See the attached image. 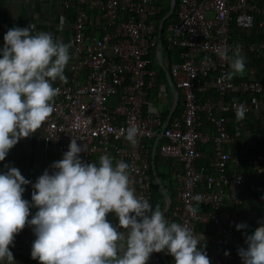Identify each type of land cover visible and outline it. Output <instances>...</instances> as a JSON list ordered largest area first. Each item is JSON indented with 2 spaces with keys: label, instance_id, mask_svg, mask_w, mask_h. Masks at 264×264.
Masks as SVG:
<instances>
[{
  "label": "built area",
  "instance_id": "built-area-1",
  "mask_svg": "<svg viewBox=\"0 0 264 264\" xmlns=\"http://www.w3.org/2000/svg\"><path fill=\"white\" fill-rule=\"evenodd\" d=\"M62 6L73 11L71 59L66 81L53 84L60 89L54 111L38 129L42 174L45 170L51 174V165L63 158L74 139L87 145V152L80 154L86 163H98L107 153L113 163L129 164L130 186L150 203L156 184L150 174L152 146L160 135L155 159L166 163L171 193L165 188L171 199L165 218L193 231L210 264H242L238 249L247 247L248 234L236 228L242 216L235 207L241 204L239 194L246 179L237 167L251 160L264 164V152L232 155L227 147L233 142L227 117L235 116L238 104L245 106V115L252 111L249 93L264 104V39L234 40L231 31H251L256 26L264 31V0H174L173 18L162 40L166 50L176 54L168 73L181 98V110L167 125L160 107L150 99L158 75L154 56L157 18L163 7L155 0H62ZM88 9L97 10L103 19L97 34L89 27ZM7 31L6 25L0 27V49ZM220 45L239 47L262 59V77L222 81L229 66L215 54ZM205 57L210 59L205 62ZM161 92L164 89L159 87ZM237 95L240 99L234 98ZM149 105L157 111L149 112ZM134 124L140 128L135 148L124 139L125 130ZM204 126L211 133L203 131ZM209 143L207 154L203 145ZM197 195L200 202L193 200ZM189 205L199 208L196 216L188 213ZM36 211L33 208L32 216ZM108 219L116 224L113 214ZM27 236L35 240L28 226L14 239ZM164 254L174 264L173 257ZM147 264L164 263L159 253H152Z\"/></svg>",
  "mask_w": 264,
  "mask_h": 264
},
{
  "label": "clouds",
  "instance_id": "clouds-1",
  "mask_svg": "<svg viewBox=\"0 0 264 264\" xmlns=\"http://www.w3.org/2000/svg\"><path fill=\"white\" fill-rule=\"evenodd\" d=\"M70 47L52 33L33 34L31 24L12 27L4 35L0 49V161L53 113L54 98L60 91L53 84L66 81ZM215 54L229 66L222 81L245 71L239 47L220 45ZM235 108L236 119L243 120L245 106ZM156 111L149 105V112ZM139 134L140 128L134 124L125 130L124 139L135 148ZM86 152V144L71 140L63 158L51 165V174L45 170L32 185L31 204L22 198L30 181L19 169L9 167L0 174V264H15L10 246L26 226L35 236L31 259L39 264H147L152 253L160 252L172 256L174 264H210L189 227L170 222L159 206L153 209L146 198L135 194L129 164L122 160L113 163L107 153L100 155L98 163H86L80 158ZM193 200L200 202L201 197ZM30 208L37 211L28 219ZM187 211L196 216L199 208L189 205ZM109 214L114 215L115 225ZM245 227L236 226L238 231ZM245 244L246 248L238 249L242 264H264V226L246 236Z\"/></svg>",
  "mask_w": 264,
  "mask_h": 264
},
{
  "label": "crops",
  "instance_id": "crops-1",
  "mask_svg": "<svg viewBox=\"0 0 264 264\" xmlns=\"http://www.w3.org/2000/svg\"><path fill=\"white\" fill-rule=\"evenodd\" d=\"M67 1L72 3L75 2V0ZM155 1H157L162 7L164 6L161 0ZM88 19L90 23L89 27L97 34L99 32V26L103 23L100 13L95 9H90ZM72 21L73 13L71 10L63 8L62 0H0V27L6 25L8 30L12 27L24 28L31 24L33 27V34L49 32L59 41L68 43L72 32ZM160 21L158 22V26ZM241 37L260 41L264 39V31L257 26L251 31L232 28L231 38L237 40ZM242 54L246 61L245 71L241 74L234 75L233 79L236 81L260 79L263 75V67H261L262 59L254 58L243 52ZM154 58L155 67L156 65L159 66L161 71L157 69L158 75L156 87L150 90V99L160 107L162 114H164L166 119L169 111L174 105V95L170 89L164 68L168 70L169 62L171 60H176V54L169 53L163 44L161 53H158L157 51ZM69 63L70 60L68 65ZM68 65L66 66L64 73L66 78L69 70ZM159 87L164 89V93H158ZM252 107V111L248 115H245L243 120H237L235 116L227 117V130L233 137V142L228 144L227 147L232 155L240 156L242 153L246 152H264V144L262 140L264 138V104L259 97H254ZM180 110L181 98L178 96L177 106L172 116L178 114ZM203 131L211 133V130H209L207 126H204ZM29 137L32 138L33 141L39 140L42 149V135L39 130ZM23 145V139H21L12 149L9 150L5 160L0 161V174L5 173L9 167L19 169L22 176L30 181L28 185L24 186L25 191L22 198L29 201L31 204L29 191L33 189L32 185L35 184L37 178L42 175L43 165L42 159L41 163L36 164L32 153L29 152V154L24 155L20 152ZM203 148L206 153L209 154L211 152V143L203 145ZM165 165V162L158 161L156 164V170L160 173H166ZM237 169L241 171L246 178V182L241 187L239 194L241 204L238 207H235V210H238L241 213V224L246 227L240 229L238 232H244L251 235L258 227L264 226V164L251 160L249 162H242ZM164 207L165 201L161 211ZM32 211L33 208H30L28 219L32 218ZM32 243L33 240L28 236L20 237L13 241V245L10 246V251L13 254L15 264H39L38 260L31 259L30 253Z\"/></svg>",
  "mask_w": 264,
  "mask_h": 264
},
{
  "label": "water",
  "instance_id": "water-1",
  "mask_svg": "<svg viewBox=\"0 0 264 264\" xmlns=\"http://www.w3.org/2000/svg\"><path fill=\"white\" fill-rule=\"evenodd\" d=\"M174 11V0H171V4H170V8L168 10V12L166 13V15L161 19L160 23H159V26H158V42H157V51L158 53H161V50H162V32H161V29H162V26L164 24V21L167 20L173 13ZM164 71L166 73V77H167V80H168V83H169V86H170V89L174 95V105L172 107V109L169 111L166 119H165V125L168 124L169 122V119L171 118L176 106H177V102H178V92L176 91L174 85L172 84V81H171V78H170V75L168 73V71L166 70V68H164ZM160 139V135H158L153 143V146H152V174H153V177L155 179V182L158 186V189L159 191L161 192L165 202H166V205L164 207V209L161 211L162 212V215H164L168 208H169V205L171 203V199H170V196L169 194L167 193L162 181L160 180V177L157 173V170H156V163H155V152H156V145H157V142L159 141ZM161 258H162V261L164 264H169L166 257H165V254L164 252H160L159 253Z\"/></svg>",
  "mask_w": 264,
  "mask_h": 264
},
{
  "label": "trees",
  "instance_id": "trees-1",
  "mask_svg": "<svg viewBox=\"0 0 264 264\" xmlns=\"http://www.w3.org/2000/svg\"><path fill=\"white\" fill-rule=\"evenodd\" d=\"M157 2V1H156ZM158 3V2H157ZM159 4V3H158ZM89 9L87 10V15H88V13H89ZM167 11H168V7H164L163 6V10H162V12L160 13V15L158 16V18H157V22H159L161 19H162V17L167 13ZM72 13H73V11H71ZM173 18V15L170 17V19H168V20H166L165 22H164V24H163V27H162V33H164V31H165V26L169 23V21L171 20ZM101 20H103L102 18H101ZM100 27V26H99ZM156 69H158V70H160L161 71V69H160V67L159 66H157L156 65ZM254 97H259V96H257L256 94H251V93H249V94H247L246 95V98H247V100L252 104L253 103V99H254ZM234 98H236V99H240V97L237 95V96H235ZM178 105H179V103H178ZM163 119H165V116H164V114H163ZM252 152V151H251ZM158 161H160L159 160V157H156V159H155V162H156V164L158 163ZM157 173H158V175H159V177H160V180L162 181V183H163V185H164V187L167 189V191L169 192V186H170V183H169V181H168V175L166 174V173H160L158 170H157ZM150 174H151V177H152V180L154 179V177H153V174H152V171H150ZM246 179V178H245ZM155 180V179H154ZM244 185V184H243ZM242 185V186H243ZM170 193V192H169ZM171 194V193H170ZM150 204L152 205V207H153V209H155L156 208V206H159L160 207V210L162 209V207H163V205H164V200H163V196H162V194H161V192L159 191V189H158V186H157V184H153V186H152V199H151V201H150ZM16 239V238H15ZM14 239V240H15Z\"/></svg>",
  "mask_w": 264,
  "mask_h": 264
},
{
  "label": "rangeland",
  "instance_id": "rangeland-1",
  "mask_svg": "<svg viewBox=\"0 0 264 264\" xmlns=\"http://www.w3.org/2000/svg\"><path fill=\"white\" fill-rule=\"evenodd\" d=\"M161 2L164 4V7H168L169 10L171 0H161ZM23 143L24 145L20 149V152H22L24 155L29 154V152L32 153L36 164L41 163L42 150L40 147L39 140L33 141L32 138L27 137V138H23Z\"/></svg>",
  "mask_w": 264,
  "mask_h": 264
}]
</instances>
